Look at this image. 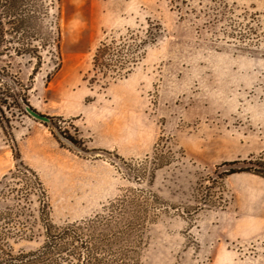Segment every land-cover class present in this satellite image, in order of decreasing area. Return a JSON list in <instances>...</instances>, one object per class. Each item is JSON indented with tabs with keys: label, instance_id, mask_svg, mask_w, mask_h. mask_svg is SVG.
Here are the masks:
<instances>
[{
	"label": "rangeland",
	"instance_id": "374dc122",
	"mask_svg": "<svg viewBox=\"0 0 264 264\" xmlns=\"http://www.w3.org/2000/svg\"><path fill=\"white\" fill-rule=\"evenodd\" d=\"M44 6L40 26L58 32V47L41 49L40 62L28 54L2 62L28 86L32 106L62 116L71 134L73 124L88 150L60 145L38 117L23 115L13 140L0 130V179L17 151L46 188L55 224L141 190L154 216L137 264H264V178L221 176L224 161L264 158V0ZM129 34L146 39L130 72L106 84L83 79L101 42ZM34 225L31 238L10 240L13 253L42 242Z\"/></svg>",
	"mask_w": 264,
	"mask_h": 264
},
{
	"label": "trees",
	"instance_id": "16d2710c",
	"mask_svg": "<svg viewBox=\"0 0 264 264\" xmlns=\"http://www.w3.org/2000/svg\"><path fill=\"white\" fill-rule=\"evenodd\" d=\"M44 1L0 0V130L13 140V122L23 115L36 116L60 145L67 143L86 152L88 149L77 128L71 124L74 130L71 134L62 116L38 112L29 101L28 86L2 62L3 57L22 54L40 62L41 49L46 45L58 47V32L52 36L40 26L46 10ZM153 38L148 31L146 39ZM146 39L129 34L118 41L101 42L93 52L92 66L87 72L90 76L83 79L106 84L125 76L136 63ZM15 158L13 170L0 179V264H137L135 254L141 234L154 216V211L147 207L148 196L141 190L122 194L102 212L55 224L49 218L48 193L42 181L34 169L19 160L17 151ZM238 163L243 165L234 166ZM221 165L228 166L221 176L250 172L264 178L262 156L228 160ZM32 196L36 198L37 208L32 207ZM36 223L42 229V242L32 250L13 253L10 240L31 238Z\"/></svg>",
	"mask_w": 264,
	"mask_h": 264
}]
</instances>
